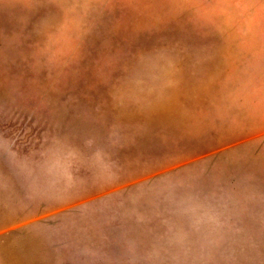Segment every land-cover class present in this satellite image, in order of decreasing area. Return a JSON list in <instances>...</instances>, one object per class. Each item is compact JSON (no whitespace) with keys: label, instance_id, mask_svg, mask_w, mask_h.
I'll return each mask as SVG.
<instances>
[{"label":"rangeland","instance_id":"1","mask_svg":"<svg viewBox=\"0 0 264 264\" xmlns=\"http://www.w3.org/2000/svg\"><path fill=\"white\" fill-rule=\"evenodd\" d=\"M0 264H264V0H0Z\"/></svg>","mask_w":264,"mask_h":264}]
</instances>
